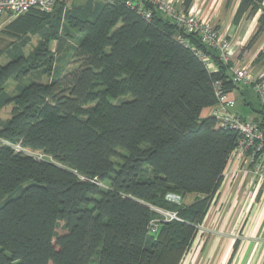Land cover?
<instances>
[{
	"label": "trees",
	"instance_id": "obj_1",
	"mask_svg": "<svg viewBox=\"0 0 264 264\" xmlns=\"http://www.w3.org/2000/svg\"><path fill=\"white\" fill-rule=\"evenodd\" d=\"M72 2L49 13L30 9L1 31L14 41L0 42V110L11 107L0 119V264H178L238 138L201 112L217 104L215 81L227 94L244 88L232 82L233 63L225 65L145 0ZM59 6V20L51 22ZM256 13L246 50L264 32V0L239 1L235 19ZM39 26L27 53L23 40ZM70 39L71 70L41 83ZM8 81L15 83L10 93ZM254 98L251 121L264 132V110ZM187 194L195 195L188 206L166 200Z\"/></svg>",
	"mask_w": 264,
	"mask_h": 264
},
{
	"label": "crops",
	"instance_id": "obj_2",
	"mask_svg": "<svg viewBox=\"0 0 264 264\" xmlns=\"http://www.w3.org/2000/svg\"><path fill=\"white\" fill-rule=\"evenodd\" d=\"M172 1L179 9L184 10L181 5L182 0ZM239 1L193 0L190 7L184 11H191L199 19L211 23L226 37L231 46L232 44L241 46L244 42L250 40L256 31V16L258 13L249 17L243 15L235 19ZM11 20L6 16H0V39L3 37L8 38L4 34H1V31ZM232 47L233 57L235 47ZM252 50V55L254 56L252 60H256L260 56L259 54L264 52V32L255 41V45H251L250 49H247L246 52L248 53ZM0 60L6 61V58L2 56ZM254 62V60L248 61V67L255 69ZM237 63H240V61H237ZM210 69L214 71L215 66L212 64ZM257 74V79L264 85V70L257 72ZM253 92L250 88H244L241 91H238V89L232 90L229 93L230 97L235 101L232 113L249 121L257 117L256 113L252 112V109H258ZM206 117H210L209 108L201 112V118ZM6 118L0 116L1 120H5ZM257 162L258 159L250 161L248 155L246 156L245 154L236 158L231 155L228 158L222 173V184L209 207L204 222L210 215L213 205L217 204L214 207L216 214L212 221L213 224L218 221L220 225H217L215 230L221 232L227 228L229 231L234 232L231 235L237 234L238 237L234 241L228 242L221 236H215L211 243V247L213 248L209 249L210 254L208 253L207 264H264V179L262 176L258 177L254 173ZM194 198V194L187 195L183 197L182 204L185 203L184 205L188 206L193 202ZM220 203L224 204V209L218 212ZM223 210L224 212H222ZM220 239H222L221 242ZM227 253L229 255L225 260L224 258Z\"/></svg>",
	"mask_w": 264,
	"mask_h": 264
},
{
	"label": "built area",
	"instance_id": "obj_3",
	"mask_svg": "<svg viewBox=\"0 0 264 264\" xmlns=\"http://www.w3.org/2000/svg\"><path fill=\"white\" fill-rule=\"evenodd\" d=\"M65 1L69 3L70 0H0V16H6L9 19L16 18L25 14L30 9H38L42 12L49 13L53 10L55 5ZM156 11L167 17L170 21L175 23L180 29L183 30L185 36H195L201 45L213 50L219 60L225 65L229 63L232 55V47L226 37L216 29L211 23L201 20L193 12H186L179 9L172 0H145ZM127 6L135 7L138 11H142L140 5L127 2ZM149 17V14H145ZM181 44L189 47V41L185 38L179 39ZM194 54L198 59L204 63L208 68L211 67L210 57L200 50L192 48ZM232 82L243 88H251L256 93L259 102L264 110V85L257 83L256 78L252 72L246 67H239L231 65ZM214 93L217 99V104L212 106L210 115L218 120V124L224 128H228L238 134L235 149L232 152L234 158L247 156V151L251 152L248 156L250 161L257 160L254 173L257 176H262L264 179V132L256 122L242 119L232 113L234 107V100L229 94L224 93L221 88V82L215 81L213 84ZM230 155V156H231ZM256 156V157H255ZM166 200L169 202L178 203L180 198L175 195H167ZM174 214V213H173ZM175 218V214L169 219ZM167 219V218H166ZM151 232L157 229L156 223L151 222Z\"/></svg>",
	"mask_w": 264,
	"mask_h": 264
},
{
	"label": "rangeland",
	"instance_id": "obj_4",
	"mask_svg": "<svg viewBox=\"0 0 264 264\" xmlns=\"http://www.w3.org/2000/svg\"><path fill=\"white\" fill-rule=\"evenodd\" d=\"M84 1H86V0H73L72 4L79 5V4H83ZM57 5H58V3H57ZM62 6L65 9H67V7L65 5H62ZM63 7L61 8V6H59L58 9H55V13H56L55 16L54 17L51 16L49 18L50 20H53L51 22H54L55 20H57V21L59 20L57 18L58 12H60L63 9ZM43 28H44L43 26H39L35 30L30 32L28 36L25 37V40H23V44H24L23 48H24L25 52H27V53L32 52V50L34 49V47L36 46L37 41H38V39H37L38 33L37 32L38 31L40 32ZM50 29H51V27H50ZM59 36L63 37L64 35H62V33H59ZM253 36H254V33L251 36L252 39H253ZM0 40L2 43L1 45L4 47L5 45H7L6 43H8V46H9L10 44H9L8 40H12V39L3 37ZM255 41L252 42V45L253 44L255 45ZM250 42H251V39L244 42L243 45H241V46H238V45L236 46V45L232 44V46L235 47L234 52H233L234 55H233V57L231 55L232 58L229 59V63H233L232 65L239 66V67H242V66L246 67L248 70H250L252 72L253 76L257 79L258 78L257 72L264 70V52H261V55L256 58L259 60L257 61V63H255V66H256V67H254L255 69H251L250 67H248V65H247L248 61L249 62H251L253 60L255 61V59L252 60V58L254 57L252 55L253 50L247 53L246 49H244V47L246 45H248ZM67 44H68V47H66V50L63 51L64 53H62L61 56H56V55L54 56V62L52 63L50 70H49L50 72H49V74L42 75V77L40 78L41 83L46 84L50 80L55 79V78H59L62 75H64L65 73H67V71L71 70L72 66L69 64V62L67 60L71 59V54H72V48L71 47L74 46V44H76V43H75V40L70 39L67 42ZM11 46H13V45H11ZM55 47H56L55 41H51V43H50V50H52V51H50L51 53L54 52ZM254 50H255V48H254ZM237 61H240V63H237ZM0 63H5V61L0 60ZM21 82H22V84L28 83L26 80H22ZM14 86H15V83L13 81L7 82L6 89L8 90L9 93L13 91ZM247 88H249V87H247ZM10 108L11 107H5V108L1 109L0 110V116L2 118L8 117L9 113H10V111H9ZM208 108L210 109V113H211L212 107H208ZM29 153L32 154V156L38 160H47V161L50 160L49 158L42 156L40 153H37V152H35V153L29 152ZM121 154L126 155V153L124 151H121ZM113 162H116V159H113ZM187 195H191V194H187ZM181 203H182V200L180 199L179 202L176 204L180 205ZM184 204H182V205H184ZM216 205L217 204L213 205L211 213L207 217L206 221L205 222L203 221V224L196 226L197 235H196L195 239H193V241L191 242L189 249L187 248L188 250L187 249H186L187 251L185 250L186 252L183 254V257L178 262V264H207L208 258H209L208 253L210 254L209 249L213 248V247H211L212 246L211 243L214 240L213 238H215V236H221L223 239L225 238L228 242H232L235 239H237L238 235L237 234L231 235L234 232L229 231V229H227V228L225 231L222 230L221 232H219V230H218V232H217V230H215L217 228V225H220V223L218 224V221L216 223H214L215 225L213 224V221H212L214 215L216 214V211L214 210V207ZM222 209H224V204L220 203V208L218 209V212H220ZM155 210L157 212L161 213V215L164 216L165 219L167 218L166 220H174L176 218V215H175V218L169 219L170 217H172L174 215L173 212H171V211H168V210L163 211V210H157V209H155ZM222 212H224V210ZM221 240L222 239H220V242H221ZM228 255H229V253H227L225 255V258H224L225 260L227 259Z\"/></svg>",
	"mask_w": 264,
	"mask_h": 264
}]
</instances>
